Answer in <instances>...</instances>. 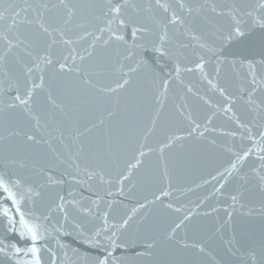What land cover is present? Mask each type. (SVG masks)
<instances>
[{"label":"snow or ice","instance_id":"snow-or-ice-1","mask_svg":"<svg viewBox=\"0 0 264 264\" xmlns=\"http://www.w3.org/2000/svg\"><path fill=\"white\" fill-rule=\"evenodd\" d=\"M0 191V264H264V0H0Z\"/></svg>","mask_w":264,"mask_h":264},{"label":"water","instance_id":"water-1","mask_svg":"<svg viewBox=\"0 0 264 264\" xmlns=\"http://www.w3.org/2000/svg\"><path fill=\"white\" fill-rule=\"evenodd\" d=\"M211 171V168L205 169L201 172H198L196 174H192V175H188L186 177H184L182 180H180L177 183L178 187H183V188H189L193 186V183H199L201 177L203 178H207V172ZM13 191H15V189H13ZM209 191H211V186L210 185H204L202 188L197 189L193 192H185L182 196H181V201L185 204H187L189 201L191 202H198V198L202 197L203 195L207 194ZM81 195L85 198H91L94 199L95 197L92 196L91 193H89L86 190H82L81 191ZM176 195H179V193H176ZM78 199L80 198V196L78 195L77 197ZM119 199V197H118ZM85 204L88 203V200L86 199L84 201ZM125 203H131L130 201H125ZM208 204H214V200H209L207 202L206 205H204L200 211H204L207 209V205ZM3 206H7L8 208L11 209L13 216L16 218L17 220V224H16V228L19 229L20 225L18 223L19 220V214L16 213L15 211V206L11 203L10 200L7 199V196L5 193H3L2 191H0V208H2ZM191 206V205H190ZM22 208H26V206L22 203L21 205ZM38 211H43V209L39 208L38 206ZM221 215H223V213L221 212ZM25 219L29 220L30 222L32 220H34V217L31 216H26ZM56 220H59L60 217L57 215ZM200 222L210 226L211 224L214 223L215 220V214H213L210 217L207 218H199ZM62 222V221H61ZM55 223V220L50 221L49 222V226L51 227L52 224ZM7 224V218L3 216L2 211H0V226L6 225ZM59 226V225H57ZM65 228H67L68 231H71V225H65ZM0 239H4V234H3V230L2 227H0ZM18 240H20L19 235H18V231L14 232V233H9L8 234V238L5 239V243H10V242H17ZM23 240H28L29 243L27 246H30V238L29 237H25L23 238ZM62 242L71 245L72 247H80L82 251L87 250V246L86 245H81L78 241L74 240L73 236H66L62 238ZM44 243H48L51 248L57 252L58 256L62 257V250H60L58 248V246L55 244L54 239L49 238L47 241H38L37 242V246L39 247L40 245L44 244ZM18 246L20 247H25L26 245L23 243V241L21 240L20 243H18ZM42 255L44 256L45 260H47L48 258V254L47 253H42ZM69 255H71V252H69ZM19 258L20 259H31V255L29 254L28 256H25L24 253H20L19 254Z\"/></svg>","mask_w":264,"mask_h":264}]
</instances>
